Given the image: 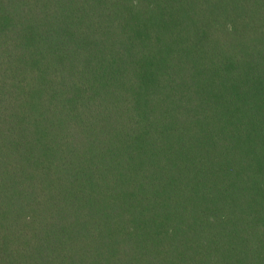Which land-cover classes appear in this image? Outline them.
<instances>
[{
	"label": "trees",
	"instance_id": "trees-1",
	"mask_svg": "<svg viewBox=\"0 0 264 264\" xmlns=\"http://www.w3.org/2000/svg\"><path fill=\"white\" fill-rule=\"evenodd\" d=\"M0 264H264V0H0Z\"/></svg>",
	"mask_w": 264,
	"mask_h": 264
}]
</instances>
